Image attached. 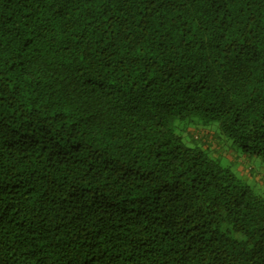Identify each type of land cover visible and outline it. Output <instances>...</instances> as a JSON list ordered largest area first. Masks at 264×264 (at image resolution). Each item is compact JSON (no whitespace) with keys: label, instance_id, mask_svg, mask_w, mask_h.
Masks as SVG:
<instances>
[{"label":"trees","instance_id":"obj_1","mask_svg":"<svg viewBox=\"0 0 264 264\" xmlns=\"http://www.w3.org/2000/svg\"><path fill=\"white\" fill-rule=\"evenodd\" d=\"M234 149L264 162V0H0V264H264Z\"/></svg>","mask_w":264,"mask_h":264},{"label":"rangeland","instance_id":"obj_2","mask_svg":"<svg viewBox=\"0 0 264 264\" xmlns=\"http://www.w3.org/2000/svg\"><path fill=\"white\" fill-rule=\"evenodd\" d=\"M209 126H214L216 129H218V125H217V123H212V124H209ZM193 130H195V127L194 126H192L190 129H189V131H193ZM218 131H219V129H218ZM197 134V135H196ZM201 134H202V130H200V131H197V133H195V136H198V137H200L201 136ZM203 135V134H202ZM186 136V135H185ZM204 136V135H203ZM205 136L207 137V139L209 140V141H211V142H213V145H216V140H217V138H216V135L212 132V130L210 131V133L209 134H205ZM204 136V137H205ZM206 138H204V140H205ZM231 144V143H230ZM233 147V146H232ZM234 152H231L230 151V156L229 157H226V158H228L229 160H232V162L236 159V158H239L240 157V161H242L245 157H243V155L241 154V152L238 150V149H234L233 150ZM236 151H238V153L236 152ZM235 157H234V156ZM236 155H238V156H236ZM245 160V159H244ZM221 161V163L223 164V165H227L228 163H227V160L225 159V158H223L222 157V159L220 160ZM234 163V162H233ZM234 166V168L236 167V165L234 164L233 165ZM247 166L248 167H250V168H254L255 170H258L259 169V166L261 167H264V162L262 161V160H257V159H248L247 160ZM261 167V168H262ZM240 173V172H239ZM241 174V173H240ZM241 176V175H240ZM251 185H253L252 184V182L250 183ZM257 189L258 190H260V188H259V186L257 187ZM264 190V189H263ZM262 190V191H263Z\"/></svg>","mask_w":264,"mask_h":264},{"label":"crops","instance_id":"obj_3","mask_svg":"<svg viewBox=\"0 0 264 264\" xmlns=\"http://www.w3.org/2000/svg\"><path fill=\"white\" fill-rule=\"evenodd\" d=\"M245 159V158H244ZM240 161V158H236L233 162L236 165L237 171L240 172L243 176V178L246 181H254L257 184H262L261 178L264 177V167H260L258 170H255L253 167L250 168L247 166V161L246 160Z\"/></svg>","mask_w":264,"mask_h":264}]
</instances>
